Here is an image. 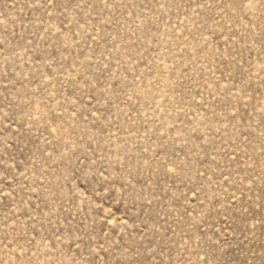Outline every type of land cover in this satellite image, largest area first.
<instances>
[{
  "label": "rangeland",
  "instance_id": "obj_1",
  "mask_svg": "<svg viewBox=\"0 0 264 264\" xmlns=\"http://www.w3.org/2000/svg\"><path fill=\"white\" fill-rule=\"evenodd\" d=\"M0 264H264V0H0Z\"/></svg>",
  "mask_w": 264,
  "mask_h": 264
}]
</instances>
